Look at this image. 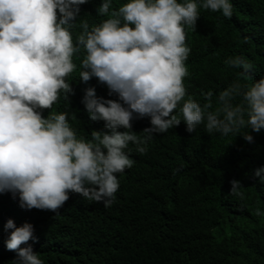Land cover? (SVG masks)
Returning a JSON list of instances; mask_svg holds the SVG:
<instances>
[{
	"label": "clouds",
	"instance_id": "9594fccd",
	"mask_svg": "<svg viewBox=\"0 0 264 264\" xmlns=\"http://www.w3.org/2000/svg\"><path fill=\"white\" fill-rule=\"evenodd\" d=\"M87 2L0 0V193L10 192L28 210H57L70 191L108 207L119 188L116 174L133 165L125 151L130 142L145 153L155 133L182 120L190 133L203 124L208 133L239 134L249 142L254 137L248 129H264V74L242 82L252 67L243 55L224 61L240 70L239 78L215 93V110L211 89L202 94L203 103L185 99L191 52L185 27L195 29L201 7L231 17V0H125L117 7L114 0H101L97 15L107 18L77 23ZM75 27L81 30L74 39ZM81 52L77 68L74 57ZM77 70L82 81L96 77L109 96L118 97L85 88L81 102L90 119L111 130L94 129L88 140L77 137L68 112L42 115L61 94L68 99L73 88L66 78ZM134 114L149 117L146 135L132 130ZM254 175L264 182V165ZM230 184L237 193L241 182ZM4 229L6 247L16 253L12 264H44L27 243L36 238L30 222L17 226L9 218Z\"/></svg>",
	"mask_w": 264,
	"mask_h": 264
},
{
	"label": "trees",
	"instance_id": "16d2710c",
	"mask_svg": "<svg viewBox=\"0 0 264 264\" xmlns=\"http://www.w3.org/2000/svg\"><path fill=\"white\" fill-rule=\"evenodd\" d=\"M123 2L114 0L113 7ZM231 2V17L201 7L195 29L185 27V43L191 48L185 61V99L203 103L202 94L211 89V110L217 106L215 93L239 78L240 70L224 63L229 56L243 55L252 65L242 82L264 74V0ZM100 3L81 5L77 23L107 18L97 15ZM80 30L73 29L74 39ZM82 57L83 52L74 57L77 68ZM66 79L73 92L68 99L61 94L42 115L68 112L77 137L86 140L94 129L110 132L104 121L90 119L81 99L89 86L97 96L118 97L109 96L107 85L96 77L82 81L78 70ZM131 123L138 136L150 127L147 116L134 114ZM248 131L252 142L239 134L208 133L203 124L190 133L182 120L155 133L145 153L130 142L125 151L133 165L116 174L119 188L108 207L70 191L57 210H28L10 192L0 193V264H12L16 255L5 244L9 218L17 226H34L36 238L27 243L44 264H264V182L254 175L264 165V129ZM232 179L241 182L237 193L230 192Z\"/></svg>",
	"mask_w": 264,
	"mask_h": 264
}]
</instances>
